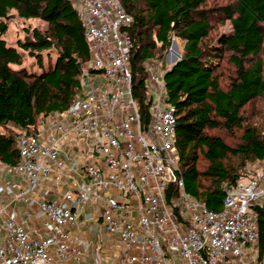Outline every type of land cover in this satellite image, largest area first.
<instances>
[{
  "label": "built area",
  "instance_id": "2783aa9c",
  "mask_svg": "<svg viewBox=\"0 0 264 264\" xmlns=\"http://www.w3.org/2000/svg\"><path fill=\"white\" fill-rule=\"evenodd\" d=\"M72 2L90 59L73 103L35 133L21 132L16 164L0 162V264H86L90 245L70 231L84 206L93 207L84 219L116 240L115 264H264V165L225 187L218 210L189 194L162 73L149 80L147 122L133 92L131 16L119 0ZM46 181L59 199L35 196Z\"/></svg>",
  "mask_w": 264,
  "mask_h": 264
},
{
  "label": "trees",
  "instance_id": "16d2710c",
  "mask_svg": "<svg viewBox=\"0 0 264 264\" xmlns=\"http://www.w3.org/2000/svg\"><path fill=\"white\" fill-rule=\"evenodd\" d=\"M119 1L131 16L132 88L143 122L148 120L150 97L143 62L162 57L173 36L183 40L180 56L162 71L165 98L177 118V175L189 194L218 210L224 188L241 178L237 172L241 165L231 169L228 157L240 158L241 164L254 160L264 165V120L259 128L242 116L248 103L256 99L264 103V64L258 55L264 46V0H234L219 7L230 30L212 36V8L204 6L206 0ZM11 11L24 19L40 18L47 27L27 30L16 45L7 44L3 34ZM26 51L35 58L36 70L21 65ZM89 59L72 0H0V162L11 166L18 162V137L22 131H37L38 116H51L73 103L80 92L79 74ZM221 59L232 67L226 81L218 72ZM234 128L241 129L234 145L213 133ZM170 187L175 191L174 183ZM257 210L261 255L264 202Z\"/></svg>",
  "mask_w": 264,
  "mask_h": 264
},
{
  "label": "rangeland",
  "instance_id": "374dc122",
  "mask_svg": "<svg viewBox=\"0 0 264 264\" xmlns=\"http://www.w3.org/2000/svg\"><path fill=\"white\" fill-rule=\"evenodd\" d=\"M234 0H206V4L204 6L208 8H212V13L210 15V24H211V31L210 35H215L218 32H226L230 30V23L228 20L225 19L224 14L222 10L219 9V7L231 4ZM141 9H143V5L141 6ZM7 23V29L5 33L3 34V38L5 39L7 44L16 45V41L18 39H23L27 36V30L31 31L33 28H37L41 31H44L47 27V23L43 21L40 18H29L24 19L19 17L15 11H11L10 16L8 19H6ZM147 28H142L141 30H144ZM182 45L183 40L179 37L173 36L170 45L168 46L166 52L163 53L162 57L156 56L155 58L145 60L143 62V65L145 66L147 70V90L146 93L150 95L152 92H154L153 87L149 85V80L152 77V74L155 72L162 73L164 68L169 67L181 54L182 52ZM179 53V56H178ZM44 54V52H43ZM260 57L263 60L264 64V46L262 47L260 53H258ZM47 59L45 55L43 56V63L46 64ZM29 70H36L37 69V63L35 61V58L27 53V51L24 53L22 64ZM85 64L83 65V67ZM232 67L229 63H226L225 59H221L220 67L218 69V72L220 74L221 80L226 81L228 80V76L232 73ZM242 116L244 119V122L254 125L256 127H261V124L264 120V103L256 99L252 101L251 103H248L243 111ZM52 120L51 116L47 117H41L38 116L37 118V125L38 127L42 126L43 124L49 123ZM241 129L234 128L233 130L226 131L224 130H216L213 131L214 134L222 135L223 138L230 144L234 145L238 142L239 136H240ZM227 164L231 166V169H234V167L241 165V167L237 170V172L243 176H248L250 173L255 171L258 167L262 166V162H256L254 160H248L245 162V164H241V159L231 156L227 159ZM48 190V189H47ZM43 189V191H47ZM50 194L47 196L44 195V198L49 197ZM79 222L82 220V217L79 215ZM90 228V227H89ZM87 230V233L85 234L86 238H92L88 236V226L86 225L85 228ZM106 234V233H105ZM104 234L103 239H106V234ZM77 235V234H76ZM91 247V246H90ZM88 249L89 252V259L91 264H107L106 261L103 259L104 251L102 249L97 248H90ZM102 260V261H100Z\"/></svg>",
  "mask_w": 264,
  "mask_h": 264
},
{
  "label": "crops",
  "instance_id": "0c3cea01",
  "mask_svg": "<svg viewBox=\"0 0 264 264\" xmlns=\"http://www.w3.org/2000/svg\"><path fill=\"white\" fill-rule=\"evenodd\" d=\"M43 189H45V190L48 189V190L44 192ZM48 194H50V195L47 198H52V199H59L60 198L59 192H54V190L51 188V183H49L48 181L44 182L41 187H39L35 190V196L38 198L43 197L44 195L47 196ZM17 208L19 210L17 215L21 216L23 207L21 205H17ZM92 209H93L92 206H84L83 208H81L79 211V215L82 217V220L79 222V219H78L77 226L70 228V231L72 232V234L74 236L80 237L83 240H85L86 242H88L89 245L91 246L90 248L95 247L97 249H102V251H104L103 259H104V261H106L107 264H115L116 257L118 254V245H117L116 240L112 239L110 236L105 234L104 230L102 229L100 222H96V221L90 222V221L84 219L85 211L86 210H92ZM78 218H79V216H78ZM27 223L32 228H39L41 225V221L39 219H35V218L28 220ZM86 225L88 226V229H90V230H88V233H89L88 236L91 235L90 237H92V238H86L85 237L87 230L84 228ZM0 233H1V230H0ZM104 234L107 236L106 239H103ZM88 249H89V247L85 250L83 259H84V262L86 264H91L90 259L88 257L89 256ZM100 261H102V260H100Z\"/></svg>",
  "mask_w": 264,
  "mask_h": 264
},
{
  "label": "water",
  "instance_id": "95a60500",
  "mask_svg": "<svg viewBox=\"0 0 264 264\" xmlns=\"http://www.w3.org/2000/svg\"><path fill=\"white\" fill-rule=\"evenodd\" d=\"M178 56H179V53H178Z\"/></svg>",
  "mask_w": 264,
  "mask_h": 264
}]
</instances>
